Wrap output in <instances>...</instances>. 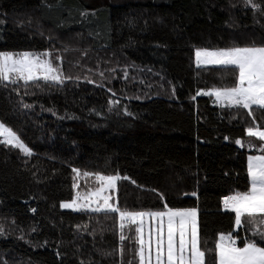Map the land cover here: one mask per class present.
<instances>
[{
	"label": "trees",
	"instance_id": "trees-1",
	"mask_svg": "<svg viewBox=\"0 0 264 264\" xmlns=\"http://www.w3.org/2000/svg\"><path fill=\"white\" fill-rule=\"evenodd\" d=\"M255 3L0 0V51H54L65 75L0 84V122L32 150L0 143V264H137L118 214L61 208L73 184L95 179L73 168L118 175L122 209L196 208L207 247L229 232L238 246H264V225L238 228L223 207L249 188L247 156L264 154L247 135L253 116L197 95L233 77L194 61L200 48L264 46V0ZM254 116L264 129V110Z\"/></svg>",
	"mask_w": 264,
	"mask_h": 264
},
{
	"label": "snow or ice",
	"instance_id": "snow-or-ice-1",
	"mask_svg": "<svg viewBox=\"0 0 264 264\" xmlns=\"http://www.w3.org/2000/svg\"><path fill=\"white\" fill-rule=\"evenodd\" d=\"M245 3L261 10L255 0H245ZM49 55L48 52L36 54L28 51H0V84H18L23 81L27 85L41 80L62 82L63 73L48 59ZM195 59L198 67L215 65L231 69V85L214 86L197 95L213 96L221 106L248 110V114L253 116V124L247 128V135L261 141L259 147L264 153V130L256 123L254 116L256 109L264 110V46H233L213 50L200 48L195 51ZM0 136L5 138L0 143L19 148L26 155L31 154L17 134L3 123H0ZM235 143L244 146L239 139ZM72 171L76 173V177L94 176L99 187L95 190L88 189L86 193L78 192L71 203H64L61 207L118 214L119 239L133 240L136 247L132 251L137 264H208L209 255L214 257L212 264H264V246L252 239H245L242 246H238L233 232L220 234L213 246L207 247L205 238L200 235L196 208H173L165 204L164 210L159 211L122 209L117 203L110 202L112 196L107 194L116 188V182L120 179L118 175L87 171L81 173L75 168ZM247 174L250 187L223 199L224 210L235 214L234 222L238 228L264 225V154L248 157ZM76 187L78 184H73V188ZM78 200L87 202L77 203ZM149 219L155 222V226L149 229L146 238L145 224ZM126 228L133 235L126 234ZM255 234L264 241V230L258 229Z\"/></svg>",
	"mask_w": 264,
	"mask_h": 264
},
{
	"label": "rangeland",
	"instance_id": "rangeland-1",
	"mask_svg": "<svg viewBox=\"0 0 264 264\" xmlns=\"http://www.w3.org/2000/svg\"><path fill=\"white\" fill-rule=\"evenodd\" d=\"M209 50H213V49H209ZM12 53H16V52H12ZM32 53H36V54H40V53H37V52H32ZM49 53V52H48ZM57 57H58V55L56 54V53H54V51L53 52H50V55H49V57H48V59H50L52 62H53V64H54V62H55V60H56V62H59V60L57 59ZM194 61H195V64H196V59H195V54H194ZM55 65V64H54ZM197 65V64H196ZM56 66V65H55ZM207 66H215V65H201V66H199V67H207ZM58 67V66H57ZM61 67V66H60ZM59 67V69H60V71L63 73V71L61 70V68ZM216 67V66H215ZM83 68H85V69H88V68H86V67H82L81 69H80V72H85L84 70H83ZM89 69H91V68H89ZM78 71H77V69L76 70H73V73H77ZM64 79H65V75L63 74V78H62V82L64 81ZM41 81H43V80H41ZM21 82H23V81H21ZM53 83H56V82H53ZM59 83H61V82H59ZM214 98V100H215V102H216V105H218V106H221L217 101H216V99H215V97H213ZM223 107H226V106H223ZM247 112H248V110H246ZM0 123H2V122H0ZM6 126V125H5ZM7 127V126H6ZM261 130H264V129H261ZM16 133V132H15ZM17 134V133H16ZM17 136L19 137V135L17 134ZM1 137V139H2V141L5 139L4 137H2V136H0ZM19 139L21 140V138L19 137ZM256 139V138H255ZM258 140V139H257ZM22 141V140H21ZM259 141V140H258ZM261 142V141H260ZM22 143L30 150V152H31V154H32V150L22 141ZM16 148V147H15ZM17 149H19V148H17ZM23 154H25L21 149H19ZM30 154V155H31ZM26 155V154H25ZM255 155H262V154H255ZM249 156H253V155H248L247 156V159H246V161L248 162V157ZM86 178V177H85ZM85 178H83V179H85ZM250 179V178H249ZM118 182V181H117ZM117 182H116V188L115 189H113V190H111L109 193H107V194H109V195H111L112 196V200L110 201V202H113V203H117V194H116V191H117ZM86 186H88V187H86V188H82V189H80V185L78 184V187H76L75 189H76V193H75V197L74 198H76V195H77V193L79 192V193H86L87 191H88V189H92V190H95L97 187H99V183L95 180V179H93L89 184H87ZM73 198V199H74ZM71 201L72 200H70V201H63L62 203H61V205L62 204H64V203H71ZM87 201H84V200H78L77 201V203H86ZM102 203V202H101ZM93 207H95V205H92ZM63 210H71V211H74V212H84V211H90V212H92L91 210H88V209H81V210H79V211H76V210H73L72 208H63V207H61ZM197 221H198V213H197ZM118 222H119V218H118ZM155 226V222H153V221H151L150 219L149 220H147L146 221V224H145V234H146V238H147V233H148V231H149V229L150 228H152V227H154ZM198 227H199V221H198ZM125 231H126V234H128V235H130V234H132L131 232H129V230L126 228L125 229ZM124 242H125V240H124Z\"/></svg>",
	"mask_w": 264,
	"mask_h": 264
},
{
	"label": "crops",
	"instance_id": "crops-1",
	"mask_svg": "<svg viewBox=\"0 0 264 264\" xmlns=\"http://www.w3.org/2000/svg\"><path fill=\"white\" fill-rule=\"evenodd\" d=\"M249 187H250V179H249ZM236 226V225H235ZM237 227V226H236Z\"/></svg>",
	"mask_w": 264,
	"mask_h": 264
}]
</instances>
